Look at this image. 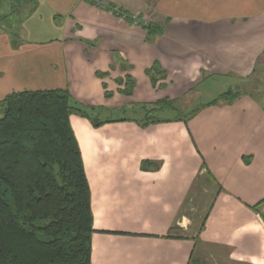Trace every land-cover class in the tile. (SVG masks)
<instances>
[{
    "label": "crops",
    "instance_id": "1",
    "mask_svg": "<svg viewBox=\"0 0 264 264\" xmlns=\"http://www.w3.org/2000/svg\"><path fill=\"white\" fill-rule=\"evenodd\" d=\"M100 1L0 0V100L67 90L102 123L69 117L90 264H264V0ZM154 108L181 115L144 125ZM205 192L198 228L177 226L187 196Z\"/></svg>",
    "mask_w": 264,
    "mask_h": 264
},
{
    "label": "trees",
    "instance_id": "2",
    "mask_svg": "<svg viewBox=\"0 0 264 264\" xmlns=\"http://www.w3.org/2000/svg\"><path fill=\"white\" fill-rule=\"evenodd\" d=\"M160 28L146 27L149 34ZM152 72L164 78L155 64L147 71L153 84L159 78ZM132 89L127 77L123 94ZM73 113L93 127L102 124L77 108L67 90L19 91L0 100V264H90V192ZM141 167L158 164L146 160Z\"/></svg>",
    "mask_w": 264,
    "mask_h": 264
},
{
    "label": "rangeland",
    "instance_id": "3",
    "mask_svg": "<svg viewBox=\"0 0 264 264\" xmlns=\"http://www.w3.org/2000/svg\"><path fill=\"white\" fill-rule=\"evenodd\" d=\"M16 12V11H14ZM17 13H13L12 15L15 16ZM146 107V105H145ZM154 107L155 104H154ZM147 110H149L148 107H146ZM155 109V108H154ZM146 110V111H147ZM145 111V118H150L153 120V118H163V119H167V117H179L181 115V112L179 110H171V111H167V110H163V111H157V109H155L153 112H146ZM129 109H125V110H114L111 113H106L104 116L100 115V120L103 119H107V118H111V119H115V118H137L139 119V115L140 113H142V111L140 110V108H137L135 110V112H137V115H132L130 114ZM1 116V114H0ZM141 116V115H140ZM141 118V117H140ZM146 121V120H145ZM210 198H211V193H201L200 195L194 194V195H188L186 200L183 203V206L180 210L179 215H184L185 218H188L189 221L187 219H181V217L179 216V219H177V226H180L181 228H183V224L184 223H188L186 228H191L193 229V231H195L198 226L201 223V217L204 215L205 210L208 207V204L210 202ZM176 226V227H177ZM184 229V228H183ZM185 231V230H183ZM186 232V231H185Z\"/></svg>",
    "mask_w": 264,
    "mask_h": 264
},
{
    "label": "built area",
    "instance_id": "4",
    "mask_svg": "<svg viewBox=\"0 0 264 264\" xmlns=\"http://www.w3.org/2000/svg\"><path fill=\"white\" fill-rule=\"evenodd\" d=\"M94 2L99 4V5L102 4L100 0H94Z\"/></svg>",
    "mask_w": 264,
    "mask_h": 264
}]
</instances>
